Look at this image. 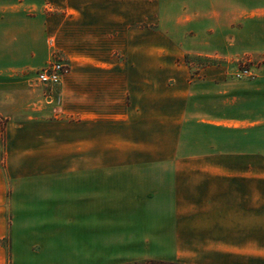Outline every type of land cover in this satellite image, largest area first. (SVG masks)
<instances>
[{
    "label": "crops",
    "instance_id": "0c3cea01",
    "mask_svg": "<svg viewBox=\"0 0 264 264\" xmlns=\"http://www.w3.org/2000/svg\"><path fill=\"white\" fill-rule=\"evenodd\" d=\"M182 28L262 62L203 79ZM0 118V264H264V0H0Z\"/></svg>",
    "mask_w": 264,
    "mask_h": 264
},
{
    "label": "rangeland",
    "instance_id": "374dc122",
    "mask_svg": "<svg viewBox=\"0 0 264 264\" xmlns=\"http://www.w3.org/2000/svg\"><path fill=\"white\" fill-rule=\"evenodd\" d=\"M147 27L141 26L139 30L142 32ZM169 28L163 27H154L153 31L156 33L155 44L157 50H160L165 45L164 43V32ZM181 34L185 37V49L191 53V59L187 66L192 70L198 71L201 75V78L208 79L209 81H218L222 79H242L245 77H239V72L247 69L250 70L253 74L255 73L256 68L261 64L262 59L255 56L240 55L237 53H232L229 57L227 55H220L219 57H212L211 54V28H182ZM234 30V29H233ZM227 31V29H225ZM235 32V31H234ZM236 33V32H235ZM235 33L233 34L235 36ZM234 36H230L233 40L231 45L235 46ZM243 36H241L242 38ZM151 39V36H150ZM145 42L141 41V45ZM204 47L202 49L201 47ZM174 50V49H173ZM202 53L201 55H195V53ZM183 64V63H182ZM184 66V64H183ZM249 78V77H248ZM31 84V82H30ZM33 84V83H32ZM35 85V84H33ZM36 87V86H34ZM3 120L0 118V124L3 126ZM51 211L48 209L43 210L41 205H32L29 206L28 220L26 223L29 225V230L26 229L25 237L28 240V243H32L34 239L39 234L40 230L38 227H32L33 225L44 223L42 222L44 217H47ZM40 214H42L40 216ZM63 215V213H60ZM65 214V213H64ZM64 216V215H63ZM25 239V238H24ZM49 256V255H45ZM77 257L82 260L81 264H112L106 258H93V254L90 253H79ZM137 264H160L159 262H141Z\"/></svg>",
    "mask_w": 264,
    "mask_h": 264
},
{
    "label": "built area",
    "instance_id": "2783aa9c",
    "mask_svg": "<svg viewBox=\"0 0 264 264\" xmlns=\"http://www.w3.org/2000/svg\"><path fill=\"white\" fill-rule=\"evenodd\" d=\"M68 67L55 59H51L42 69L36 71L31 84L53 88L61 83L63 76L67 73ZM250 70L244 69L239 72V77H251Z\"/></svg>",
    "mask_w": 264,
    "mask_h": 264
},
{
    "label": "trees",
    "instance_id": "16d2710c",
    "mask_svg": "<svg viewBox=\"0 0 264 264\" xmlns=\"http://www.w3.org/2000/svg\"><path fill=\"white\" fill-rule=\"evenodd\" d=\"M190 59L189 57H185V63L188 64L190 62ZM160 264H174V263H160Z\"/></svg>",
    "mask_w": 264,
    "mask_h": 264
}]
</instances>
